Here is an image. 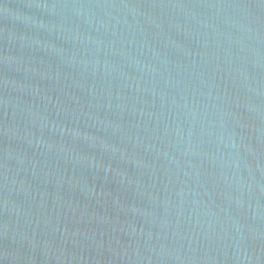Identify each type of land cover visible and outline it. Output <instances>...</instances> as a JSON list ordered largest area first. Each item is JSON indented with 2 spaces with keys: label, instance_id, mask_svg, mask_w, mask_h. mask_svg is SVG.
Returning a JSON list of instances; mask_svg holds the SVG:
<instances>
[{
  "label": "water",
  "instance_id": "1",
  "mask_svg": "<svg viewBox=\"0 0 264 264\" xmlns=\"http://www.w3.org/2000/svg\"><path fill=\"white\" fill-rule=\"evenodd\" d=\"M0 264H264V0H0Z\"/></svg>",
  "mask_w": 264,
  "mask_h": 264
}]
</instances>
